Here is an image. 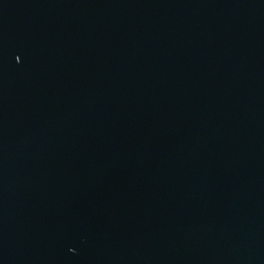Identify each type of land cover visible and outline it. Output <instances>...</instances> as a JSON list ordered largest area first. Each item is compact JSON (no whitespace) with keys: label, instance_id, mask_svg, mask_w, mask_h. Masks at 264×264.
Instances as JSON below:
<instances>
[{"label":"water","instance_id":"1","mask_svg":"<svg viewBox=\"0 0 264 264\" xmlns=\"http://www.w3.org/2000/svg\"><path fill=\"white\" fill-rule=\"evenodd\" d=\"M0 264H264V0H0Z\"/></svg>","mask_w":264,"mask_h":264}]
</instances>
